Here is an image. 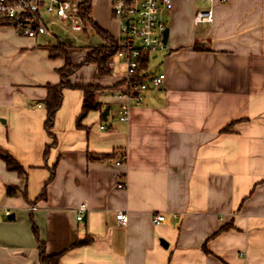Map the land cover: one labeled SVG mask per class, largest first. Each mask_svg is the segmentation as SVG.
Returning <instances> with one entry per match:
<instances>
[{
	"label": "crops",
	"instance_id": "0c3cea01",
	"mask_svg": "<svg viewBox=\"0 0 264 264\" xmlns=\"http://www.w3.org/2000/svg\"><path fill=\"white\" fill-rule=\"evenodd\" d=\"M91 7L93 24L117 42L112 0ZM210 9L213 21L196 23ZM164 20L166 50L149 54L142 73L165 74L163 86L136 103L121 59L108 76L81 66L64 89L55 138L45 127L47 87L60 84L66 61L45 47L66 45L76 67L106 41L89 24L78 38L57 28L46 45L0 22V151L26 172L0 157V264H41L35 227L60 264H264V0H173ZM90 85L101 88L102 108L78 123L80 88Z\"/></svg>",
	"mask_w": 264,
	"mask_h": 264
},
{
	"label": "built area",
	"instance_id": "2783aa9c",
	"mask_svg": "<svg viewBox=\"0 0 264 264\" xmlns=\"http://www.w3.org/2000/svg\"><path fill=\"white\" fill-rule=\"evenodd\" d=\"M82 3L80 0H0V22L11 25L19 35L28 39L44 38L45 44L49 45L50 40L57 36V28L76 38L87 30L89 23L81 15ZM172 9L173 0H112L113 15L120 24L115 57L126 66L128 100L139 103L143 93L159 89L164 84L166 76L163 73L145 80L136 77L142 56L166 50L164 33L167 26L164 16L170 14ZM195 21L212 22L213 10L197 12ZM129 113V104H123L119 119L128 121ZM125 162L126 155H122L116 165L122 166ZM121 180L122 177L118 183L119 189L125 188ZM86 211V204H81L77 209L79 222L83 221ZM10 215L11 211L7 210L6 216ZM116 219L123 225L128 220L123 212H118ZM164 219L160 215L154 219V223L159 224Z\"/></svg>",
	"mask_w": 264,
	"mask_h": 264
},
{
	"label": "trees",
	"instance_id": "16d2710c",
	"mask_svg": "<svg viewBox=\"0 0 264 264\" xmlns=\"http://www.w3.org/2000/svg\"><path fill=\"white\" fill-rule=\"evenodd\" d=\"M91 4L92 0H85L82 7V17L88 21L89 24L93 25L96 30V33L101 36V38L106 41V44L99 47L90 48V53L87 55L86 59L81 63V65L74 67L70 61L68 55V49L66 45L62 43H57L54 45L46 46L53 58H63L66 61V64L63 69L59 71L61 76V82L55 86H48V95L46 99V108H47V122L45 123L46 130L52 138L55 136L52 134L53 125L55 122V116L57 111L60 109L63 99V92L66 88H73V85L70 82V76L73 72L85 65H96L98 71L102 76H108L111 74L110 62L112 58L116 55L117 52V42L113 40L105 31L99 28L97 25L93 24L91 20ZM196 51H203L204 48L201 46L195 47ZM149 62V56L144 55L140 58V67L136 79L145 80L147 76L142 73L147 71ZM84 93V100L81 114L78 118V123H80L90 112L97 111L102 108V104L98 101V92L101 90L99 86H83L80 88ZM231 127L224 129V132H229ZM56 144V139L54 140L53 145ZM51 146L48 147V149ZM47 153V152H46ZM0 157L6 162V165L9 171L17 172L19 175L23 176L26 174L24 169L10 156L8 153L0 151ZM110 157V155L106 156ZM15 194L14 189L8 190V196ZM45 196V189L42 193V198ZM35 227V226H34ZM34 235L39 243L40 247V261L41 264H60L61 254L49 255L45 250L44 242L40 241L39 231L37 227L33 228ZM92 242V238H86L83 241L76 242L71 248L80 247L88 245Z\"/></svg>",
	"mask_w": 264,
	"mask_h": 264
},
{
	"label": "water",
	"instance_id": "95a60500",
	"mask_svg": "<svg viewBox=\"0 0 264 264\" xmlns=\"http://www.w3.org/2000/svg\"><path fill=\"white\" fill-rule=\"evenodd\" d=\"M168 38H169V29H166L165 33H164V44L166 45L168 42ZM109 114V108H107L104 112H103V118L106 120L107 116Z\"/></svg>",
	"mask_w": 264,
	"mask_h": 264
},
{
	"label": "rangeland",
	"instance_id": "374dc122",
	"mask_svg": "<svg viewBox=\"0 0 264 264\" xmlns=\"http://www.w3.org/2000/svg\"><path fill=\"white\" fill-rule=\"evenodd\" d=\"M92 32H93V31L90 32V36H91V38H90V42H91V43H93V41H96V39H97V35H96V33L94 32V34H92Z\"/></svg>",
	"mask_w": 264,
	"mask_h": 264
}]
</instances>
